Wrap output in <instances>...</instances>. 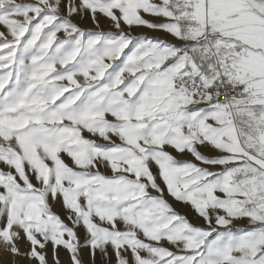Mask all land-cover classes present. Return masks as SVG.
Masks as SVG:
<instances>
[{"label":"snow or ice","instance_id":"1","mask_svg":"<svg viewBox=\"0 0 264 264\" xmlns=\"http://www.w3.org/2000/svg\"><path fill=\"white\" fill-rule=\"evenodd\" d=\"M0 264H264V0H0Z\"/></svg>","mask_w":264,"mask_h":264},{"label":"rangeland","instance_id":"2","mask_svg":"<svg viewBox=\"0 0 264 264\" xmlns=\"http://www.w3.org/2000/svg\"><path fill=\"white\" fill-rule=\"evenodd\" d=\"M90 23V22H89ZM105 24L107 23L106 21L104 22ZM62 255V259H64L66 261L67 257H66V254H64L63 252L61 253Z\"/></svg>","mask_w":264,"mask_h":264}]
</instances>
